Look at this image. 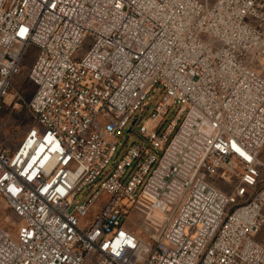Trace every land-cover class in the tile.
I'll return each mask as SVG.
<instances>
[{"label": "built area", "instance_id": "obj_1", "mask_svg": "<svg viewBox=\"0 0 264 264\" xmlns=\"http://www.w3.org/2000/svg\"><path fill=\"white\" fill-rule=\"evenodd\" d=\"M32 46L0 264H264V0H0V110Z\"/></svg>", "mask_w": 264, "mask_h": 264}, {"label": "rangeland", "instance_id": "obj_2", "mask_svg": "<svg viewBox=\"0 0 264 264\" xmlns=\"http://www.w3.org/2000/svg\"><path fill=\"white\" fill-rule=\"evenodd\" d=\"M87 45L88 44L86 43L81 47L77 56L85 52ZM36 53L37 49L32 46L25 56L22 72L20 75L13 79L12 86L10 87L9 93L6 96L0 110V145L6 146L9 149H15L19 145L23 137L26 135L28 130L36 123L35 116L27 106L34 93V86L30 83L27 75L29 68L31 67L35 59ZM263 63L264 58H258L257 60H255L254 65L255 67L259 68V66H261ZM162 95L163 91H161V88L159 90L155 88L149 92V99L146 102L145 109L138 111V114H140L139 119H141L139 125H149L150 113L159 103ZM178 107L179 104H173L171 107V112L173 111L174 113H176ZM174 113H170V115H168L169 120H172ZM139 125L135 126L134 130L129 134L126 132L127 130H125L124 134L129 139V143L140 141L147 145L148 141H146L145 138L138 132ZM163 149V146L158 148V153L161 154ZM260 157L264 161V149ZM205 179L208 180L211 184L219 186L226 192H229L230 190L229 188L220 185L225 183L221 182L217 176L207 174ZM262 186H264V181L259 187L261 188ZM84 201H86L84 192L77 195L74 199V202L76 204L78 202ZM131 216L134 217V214H132ZM131 223V221H128L126 224L127 226H132ZM22 224L23 222L13 212H11L6 207V205H1L0 225L9 230L13 234V237H16L18 229ZM254 239L260 243H264V227L261 233L258 236H255Z\"/></svg>", "mask_w": 264, "mask_h": 264}]
</instances>
